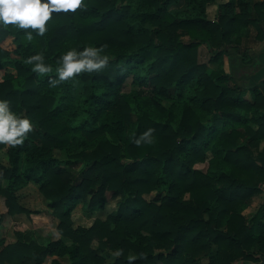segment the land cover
<instances>
[{"label":"trees","instance_id":"1","mask_svg":"<svg viewBox=\"0 0 264 264\" xmlns=\"http://www.w3.org/2000/svg\"><path fill=\"white\" fill-rule=\"evenodd\" d=\"M217 1L85 0L75 13H54L32 41L15 25L0 27V99L33 123L22 145L0 144V197L9 216H29L17 193L36 185L62 239L39 245L18 232L6 245L0 237V264H128L129 255L138 257L132 264H246L264 256V64L243 45L253 30L264 47V0H225L210 21L207 7ZM89 45L103 46L108 65L51 84L58 58ZM37 52L52 72L25 63ZM250 64L261 80L241 85L235 69ZM149 128L154 142L134 144ZM208 155L203 173L196 165ZM108 193L120 197L115 213L73 228L76 204L101 212ZM105 249L123 254L106 263Z\"/></svg>","mask_w":264,"mask_h":264},{"label":"clouds","instance_id":"2","mask_svg":"<svg viewBox=\"0 0 264 264\" xmlns=\"http://www.w3.org/2000/svg\"><path fill=\"white\" fill-rule=\"evenodd\" d=\"M86 7L85 0H0V27L15 25L24 29L27 41H32L34 34L43 36L47 31V23L54 13H75L77 9ZM56 67V77L50 78L53 85L59 84L81 73H94L104 69L110 60L104 54L102 47L85 46L80 50L70 48L59 58ZM25 63L33 65L32 71L43 75L53 71L50 64L45 62L43 52H37L26 58ZM15 71V69H12ZM33 130V123L29 118L20 116L10 109L7 99H0V144L8 146L22 145L27 135ZM154 129L149 128L139 137L133 139L136 145L152 144ZM116 256L123 254V249H117ZM141 258L144 253H140ZM138 257L129 255L128 264H132Z\"/></svg>","mask_w":264,"mask_h":264},{"label":"rangeland","instance_id":"3","mask_svg":"<svg viewBox=\"0 0 264 264\" xmlns=\"http://www.w3.org/2000/svg\"><path fill=\"white\" fill-rule=\"evenodd\" d=\"M254 0H248V2H252ZM256 1H262V0H256ZM225 0H219L217 1V3L215 5H210L207 7L206 13H207V18L210 21H213L216 19L217 17V5L220 3H225ZM186 5L183 3L180 7V9H185ZM244 39H243V45L244 48L247 49L249 54H254L258 51H260V49H262L263 47V43H260L258 41L255 40V32L253 30H249L248 32L244 33ZM184 42H188V38H183ZM3 48L6 49H11L10 45L8 44V42L3 43ZM209 59V53L207 51V49H205L204 47H200L199 48V61L200 62H205L207 63ZM210 68L212 69H216L217 65L214 64H210L209 65ZM223 70L225 73L229 72V63H228V59L227 57L223 58ZM257 70V66L255 64H250L247 65L246 67H237L235 69L236 72V76L235 78H238V82L243 85V84H247L248 80L247 78L251 75H253ZM4 72L0 71V79H2ZM130 87L128 86V84H125L123 86V92L124 93H128ZM249 95H246V99H248ZM261 146H263V142H261ZM257 152V151H256ZM255 152V154H256ZM54 156L56 158H63L65 156L64 153L59 152V151H55L54 152ZM210 159V155L207 156V159L205 160L204 163H199L196 165V168L199 169L200 171H202L203 173H205L208 169V161ZM6 158L4 155V152L1 151L0 152V161L1 163L5 162ZM3 161V162H2ZM35 186V187H34ZM34 189L33 191L28 195L29 199L26 200L24 202V206L26 207L27 210H29L31 212V217L28 216V218H26V220L24 221L23 225L21 226V231H23L26 238L28 237V240H32L34 242H36L39 245H44L48 240H55V239H61V236L57 233V226L59 224L58 219L54 218L51 214L49 209L47 208V201L42 197V195L40 194L38 187L36 185H34ZM261 189L264 193V184L261 185ZM37 190V191H36ZM153 195V194H152ZM149 196L148 199H150ZM107 204L105 206V209L101 212H94L93 214H89L86 212V210L83 207V202H78L75 206V208L73 209L72 213H71V220H72V224H73V228H77V227H81V228H89L93 225L95 220H100V221H105L107 216L115 213V211L118 208V202L120 200V197L118 196H113L111 193H108L107 196ZM262 201V197L261 196H257L255 198H253L249 204V206L243 211V215L249 219L258 209L260 203ZM0 205H2V202H0ZM42 214H45V216H48L46 220H48L47 222H44L45 220H40L39 216H42ZM27 216V215H26ZM1 217V222H2V216ZM12 217V216H11ZM51 217H53L54 220H56V222L54 221H50ZM25 219V218H23ZM14 220V219H12ZM31 223V226H35V228H26L29 227V223ZM34 221V224H32V222ZM18 223V222H17ZM14 227L17 229V227L19 226H13L10 225V227L8 228H4V226L0 227V237L4 236H8L9 240H12L14 238H16L15 233L18 232H14L15 229ZM20 233V232H19ZM13 234V235H12ZM15 236V237H14ZM6 239V237H5ZM8 240V242H9ZM66 241V244H70V241L68 240H63ZM6 244V243H5ZM9 244H13V243H9ZM97 242L94 241L92 244V248L96 249L97 248ZM100 255L106 257V263H109L112 258L114 256H116L112 251H109L107 249L100 251L99 252ZM111 257H110V256ZM207 261L206 259L201 260L200 264H205ZM49 262H47L48 264ZM26 264H31V263H26ZM234 264H240V263H234Z\"/></svg>","mask_w":264,"mask_h":264},{"label":"crops","instance_id":"4","mask_svg":"<svg viewBox=\"0 0 264 264\" xmlns=\"http://www.w3.org/2000/svg\"><path fill=\"white\" fill-rule=\"evenodd\" d=\"M3 152H4V155H5V151L4 150H2ZM5 158H6V155H5ZM3 162V161H2ZM3 165H7V159L5 160V162H3L2 163ZM34 184H32V183H29L26 187H24L23 189H21L18 193H17V196H18V203H19V205L20 206H22L23 208H25L26 209V207L23 205L24 204V202L26 201V200H28L29 199V194L33 191V189H34ZM37 191V190H36ZM0 202H2V205H0V216H2V222H1V220H0V227H2V226H4V228L6 229V228H8V227H10V225H13V226H19V227H17V229L14 227V229H15V231L14 232H20V233H24L23 231H21V226H24L23 225V223H24V221L26 220V218H28V216H26L25 214H19V215H15V216H9L8 214H7V209H6V206H5V204H4V198H2V197H0ZM32 215V214H31ZM31 215H29V217H31ZM47 217L48 216H45V214H42V216H39V219L40 220H45L44 222H47L48 220H46L47 219ZM23 218H25V219H23ZM0 219H1V217H0ZM12 219H14V220H12ZM50 221H54V222H56V220H54L53 219V217H51V219H50ZM18 222V223H17ZM59 222V221H58ZM28 223H29V221H28ZM32 224H34V221L32 222ZM29 227H26V228H29V229H31V228H35V226H31V223H29ZM13 235V234H12ZM5 237H6V239H5ZM5 237L4 236H2V238H4L5 239V243H6V245L7 244H9V243H15V241H16V238H14V239H12V240H9L8 239V236H6L5 235ZM15 237V236H14ZM8 240H9V242H8ZM56 240H62V239H55L54 241H56ZM64 243L66 244V241H64ZM51 260H52V258H47V260H46V262H45V264H47V262H49L48 264H50V262H51Z\"/></svg>","mask_w":264,"mask_h":264},{"label":"water","instance_id":"5","mask_svg":"<svg viewBox=\"0 0 264 264\" xmlns=\"http://www.w3.org/2000/svg\"><path fill=\"white\" fill-rule=\"evenodd\" d=\"M256 57L262 61L264 64V47L260 49V51L257 53ZM263 73V70L258 74H253L247 78L249 83H257V80H261V74ZM257 262H247L246 264H264V256H256L255 257Z\"/></svg>","mask_w":264,"mask_h":264}]
</instances>
